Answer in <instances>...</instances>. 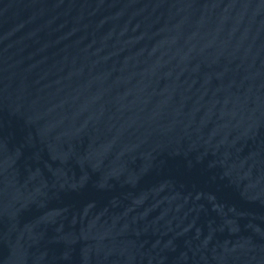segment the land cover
I'll return each instance as SVG.
<instances>
[{"label":"water","instance_id":"water-1","mask_svg":"<svg viewBox=\"0 0 264 264\" xmlns=\"http://www.w3.org/2000/svg\"><path fill=\"white\" fill-rule=\"evenodd\" d=\"M0 264H264V0H0Z\"/></svg>","mask_w":264,"mask_h":264}]
</instances>
